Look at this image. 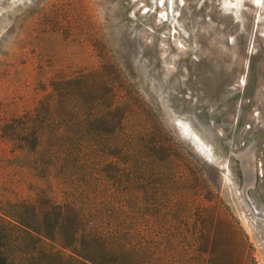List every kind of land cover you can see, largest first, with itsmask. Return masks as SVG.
<instances>
[{"label":"rangeland","instance_id":"rangeland-1","mask_svg":"<svg viewBox=\"0 0 264 264\" xmlns=\"http://www.w3.org/2000/svg\"><path fill=\"white\" fill-rule=\"evenodd\" d=\"M98 68L136 105L129 124H150L147 139L188 158L189 203L177 198L185 183L162 185L119 153L114 124L87 148L76 183L45 163L44 147L21 151L0 130V211L26 219L31 203L60 205L59 235L94 221L98 232L99 219L118 229L119 206L164 264H187L195 242L197 263L264 264V0H0V125L33 111L54 81ZM201 183L215 202L205 215ZM70 201L87 209L82 220L66 216ZM4 226L6 264H84L70 247L50 256L36 233Z\"/></svg>","mask_w":264,"mask_h":264},{"label":"trees","instance_id":"trees-1","mask_svg":"<svg viewBox=\"0 0 264 264\" xmlns=\"http://www.w3.org/2000/svg\"><path fill=\"white\" fill-rule=\"evenodd\" d=\"M52 88V92L42 98L33 111L0 125L2 133L17 148L37 155L44 147L45 163L56 169H64L71 178V183H76L79 174L84 176L82 174L85 172L87 148L100 137L111 136L116 130L114 124H118L119 153L134 157L136 167L149 172L162 185L165 183L168 187H174L176 181L185 183L184 191H180L177 198L182 200L185 196L184 200L189 203L190 175L194 170L189 164L190 161L185 155H180V150L175 148L170 140L157 136L154 140L152 137L147 139L151 131L150 124L140 126V129L136 128L135 124H129V114L136 105L127 107L123 97H118L117 81H109L102 69L98 68L73 78L56 80L52 83ZM116 118L118 121L114 123ZM178 173L182 177L176 176ZM203 191L205 189L201 183L196 186L193 194L194 202H198L200 211L205 215L215 202L212 199H206L207 203L204 202L201 195ZM86 202L89 201H84ZM30 206L34 214L32 217L27 215L26 219L0 211V264H6L8 261L3 239L9 237L12 229H7L4 226L6 224H13L14 228L18 226L19 230L27 235L36 233L50 256L61 251L57 247L60 245L64 249L72 248L70 251L81 257L84 264H106V256L110 257L109 260H112L113 264H164L163 253H156L161 257L159 260L154 253L156 251L153 252L145 237L138 233L136 223L123 219L124 211L119 206L118 229L113 222L99 219V222L103 223L96 226L98 232L95 229L97 221H90L91 225L82 232L65 229V232H60L59 235L54 231L51 211L58 209L60 205L40 207L34 202ZM72 212L79 220L88 214L87 209L80 208L77 202L70 201L66 216L73 214ZM29 218L36 223H31ZM66 224L69 227L70 224ZM57 236L62 238L64 244H56ZM94 243L99 245L101 251H97ZM81 247L84 251H77ZM196 247L195 242L189 249L187 264L203 263V259L201 263L194 259V253L198 251ZM174 258L179 260L178 255H174Z\"/></svg>","mask_w":264,"mask_h":264},{"label":"bare ground","instance_id":"bare-ground-1","mask_svg":"<svg viewBox=\"0 0 264 264\" xmlns=\"http://www.w3.org/2000/svg\"><path fill=\"white\" fill-rule=\"evenodd\" d=\"M261 2H262V0H254L255 5H257L258 7L260 6Z\"/></svg>","mask_w":264,"mask_h":264}]
</instances>
